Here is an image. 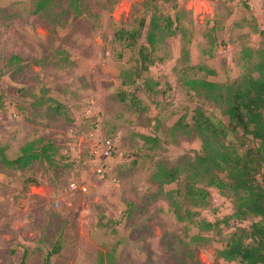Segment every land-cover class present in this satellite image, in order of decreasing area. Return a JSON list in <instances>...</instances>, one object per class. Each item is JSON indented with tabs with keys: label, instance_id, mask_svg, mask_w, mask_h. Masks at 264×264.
<instances>
[{
	"label": "rangeland",
	"instance_id": "1",
	"mask_svg": "<svg viewBox=\"0 0 264 264\" xmlns=\"http://www.w3.org/2000/svg\"><path fill=\"white\" fill-rule=\"evenodd\" d=\"M152 13L174 33L149 46ZM141 18L144 63L114 38ZM263 60L264 0H0V148L45 149L0 162V264H239L219 251L259 217L203 180L205 200L188 194L194 112L227 117L185 80L229 85Z\"/></svg>",
	"mask_w": 264,
	"mask_h": 264
},
{
	"label": "trees",
	"instance_id": "2",
	"mask_svg": "<svg viewBox=\"0 0 264 264\" xmlns=\"http://www.w3.org/2000/svg\"><path fill=\"white\" fill-rule=\"evenodd\" d=\"M40 8L41 5H37L36 11ZM161 18L166 21L164 24L160 23ZM171 25L170 17L152 13L145 35L149 46L156 43L159 31L167 29L168 34L172 35L174 30L171 31ZM144 27L145 20L141 18L129 30L116 29L114 38L126 41L128 47L137 48ZM137 52L141 56V63L148 61L149 53L145 45L138 46ZM142 68L146 70L147 64H143ZM197 68L205 69L203 66ZM254 70L258 76L246 73L229 85L202 78L185 80L204 100L222 108L223 115L227 117V121H223L198 108L194 112L193 130L202 143L200 151L189 163L192 183L188 185V194L205 200L209 195L208 190L195 186L197 181L203 180L208 186L233 191L236 195L234 216L259 217L248 228H237L219 251L223 259L239 264H264V60L258 61ZM206 72L214 73L212 70ZM139 76L141 70L137 74ZM33 144H25L21 154L13 160L7 158L3 148H0V162L5 166L25 167L42 158L45 149L36 150ZM161 170L164 182L173 181L178 172L165 168ZM207 225L212 226L211 223Z\"/></svg>",
	"mask_w": 264,
	"mask_h": 264
},
{
	"label": "built area",
	"instance_id": "3",
	"mask_svg": "<svg viewBox=\"0 0 264 264\" xmlns=\"http://www.w3.org/2000/svg\"><path fill=\"white\" fill-rule=\"evenodd\" d=\"M96 154L100 155L101 158L106 159L110 154V146L108 145V146L103 147ZM107 169H108V165L101 164L100 162L98 163L97 171L101 177H103L105 175V173L107 172Z\"/></svg>",
	"mask_w": 264,
	"mask_h": 264
}]
</instances>
